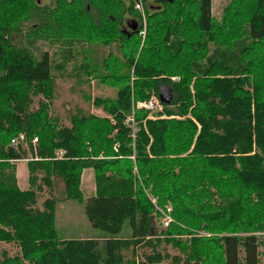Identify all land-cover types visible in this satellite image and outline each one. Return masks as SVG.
<instances>
[{
  "label": "trees",
  "instance_id": "trees-1",
  "mask_svg": "<svg viewBox=\"0 0 264 264\" xmlns=\"http://www.w3.org/2000/svg\"><path fill=\"white\" fill-rule=\"evenodd\" d=\"M135 2L0 0V243L16 247L0 264H264V0H226L217 16L213 0H142L143 38ZM25 40L65 57L52 67ZM78 48L81 73L115 94L92 99L102 116L64 124L50 112L53 70ZM160 86L172 92L161 111L137 107ZM20 132L27 145L13 148ZM33 138L41 160L21 190L11 161L32 155ZM150 199L171 207L160 231ZM64 200L83 202L98 238H59Z\"/></svg>",
  "mask_w": 264,
  "mask_h": 264
},
{
  "label": "rangeland",
  "instance_id": "rangeland-1",
  "mask_svg": "<svg viewBox=\"0 0 264 264\" xmlns=\"http://www.w3.org/2000/svg\"><path fill=\"white\" fill-rule=\"evenodd\" d=\"M40 4L46 5L51 3V0H39ZM226 2V0H213V14L215 16L219 15L221 6ZM144 34L142 35V38ZM28 39V38H27ZM29 47H32L34 54L36 56L40 55L42 51H47L50 57L51 65L54 67L56 64L62 61V58L65 57V54L60 51L55 46H46L42 42L33 43L29 40H25ZM101 47H91L95 51V57L101 59L105 57V54L102 53ZM213 48V46H212ZM89 49V47H88ZM81 49H76L75 53L73 52V60L65 66L64 72L54 69L53 76L55 79V88H54V99L51 102V114L60 117L62 123L67 124L70 115L80 111L82 114H96L103 115L100 109L93 107L92 99L95 96L102 97H113L115 90L108 88L104 85L97 84L94 79H88L80 71V64L84 60V55L80 52ZM105 52V50H103ZM106 53V52H105ZM115 53V52H114ZM116 54V53H115ZM118 56V54H117ZM88 57V56H86ZM175 80V77L173 78ZM152 96V95H151ZM149 97V99L151 98ZM38 98L33 99L31 106L32 110L37 108ZM148 101V100H147ZM139 103V102H138ZM162 109V107H161ZM161 111V110H160ZM157 112V110L153 111ZM162 113V112H161ZM160 113V114H161ZM153 113L151 116H154ZM129 116L128 118H130ZM165 117L164 115L160 116ZM126 125L132 130V136L136 131L133 118H130L128 122L126 120ZM101 157V156H100ZM16 164V183L17 186L24 190L28 187L27 181V162L18 161ZM81 192L84 199L88 196L95 194V181L93 171L91 169H84L81 174ZM44 196L42 194L39 196L40 201ZM154 203L155 204V199ZM166 208L170 209V205L163 207V210ZM158 210V208H157ZM55 226L57 228V233L59 238L66 239H77V238H98L100 236V231L92 228L88 223L84 212H83V202L73 201V200H64L56 204L55 209ZM157 230L160 231L164 227L161 226V220L156 224ZM123 231H127V224L124 223ZM0 250H6L8 253H13L16 251V247L11 244L0 243ZM165 250L170 254H176L177 251L173 250L170 247H165ZM129 256V252L127 253Z\"/></svg>",
  "mask_w": 264,
  "mask_h": 264
},
{
  "label": "built area",
  "instance_id": "built-area-1",
  "mask_svg": "<svg viewBox=\"0 0 264 264\" xmlns=\"http://www.w3.org/2000/svg\"><path fill=\"white\" fill-rule=\"evenodd\" d=\"M142 4H143L142 0H136L134 7L136 10H138L140 12V16L142 19V27H143V30L141 33L143 35L144 29H145V17H144V9H143ZM137 107H142V108H145V109L150 110V111L161 110L160 101H159L158 97L154 96V95H152L148 101L137 103ZM130 118H132V117H130ZM130 118H129V121H130ZM30 143H31L32 150H33L32 155L28 154L25 158H22L19 160H12L11 162H18V161L28 162L31 160H41L40 158H38L36 156L35 148L37 145V138H33ZM9 145L12 146L13 148L26 147V145H27L26 135L22 132L18 133L17 135H15L14 137L11 138ZM62 154H63L62 151H60V150L56 151L57 157H59V158L62 157ZM150 200L152 201V203H154L153 199H150ZM155 207H156V205H155ZM156 209H157V207H156ZM158 210L161 214V217H160L161 226L165 228L171 222H173V219L171 218V215H170V209L166 208L165 210H161V209H158Z\"/></svg>",
  "mask_w": 264,
  "mask_h": 264
},
{
  "label": "water",
  "instance_id": "water-1",
  "mask_svg": "<svg viewBox=\"0 0 264 264\" xmlns=\"http://www.w3.org/2000/svg\"><path fill=\"white\" fill-rule=\"evenodd\" d=\"M132 29L136 27L135 21H128L127 23ZM172 92L168 86H160L158 89V99L161 103L168 104L171 101Z\"/></svg>",
  "mask_w": 264,
  "mask_h": 264
},
{
  "label": "crops",
  "instance_id": "crops-1",
  "mask_svg": "<svg viewBox=\"0 0 264 264\" xmlns=\"http://www.w3.org/2000/svg\"><path fill=\"white\" fill-rule=\"evenodd\" d=\"M17 175V174H16Z\"/></svg>",
  "mask_w": 264,
  "mask_h": 264
}]
</instances>
